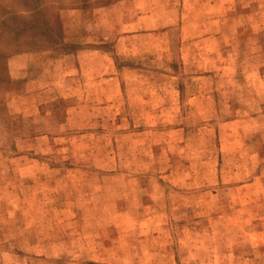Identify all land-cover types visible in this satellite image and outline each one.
Here are the masks:
<instances>
[{
    "label": "rangeland",
    "instance_id": "rangeland-1",
    "mask_svg": "<svg viewBox=\"0 0 264 264\" xmlns=\"http://www.w3.org/2000/svg\"><path fill=\"white\" fill-rule=\"evenodd\" d=\"M226 1L228 41L264 50V0ZM210 2L0 0V264H264L263 60L196 41ZM88 43L115 61L111 99L81 94Z\"/></svg>",
    "mask_w": 264,
    "mask_h": 264
},
{
    "label": "crops",
    "instance_id": "crops-1",
    "mask_svg": "<svg viewBox=\"0 0 264 264\" xmlns=\"http://www.w3.org/2000/svg\"><path fill=\"white\" fill-rule=\"evenodd\" d=\"M226 4H227V1L226 0H213V3H209V5H212V7H214V10L217 9V11H220L219 14H214L212 16L213 21H209V23L211 25H215L212 29H211V26H209L208 28H206V31H211V32H214V33H208V36L207 37H203L202 39H197L196 41L201 42L203 47L204 48H208V50L214 54L212 56H217L216 57V60H219V55L218 54H225V55H231L233 57H231L232 61L235 62L236 64H240L242 61H243V58H261L262 57V60L263 62L261 63V66L264 65V50H254V49H250V47H248L249 49L247 50V54L246 56H243V52L239 51L238 52V48H240L243 44V39H235L234 41L232 42H229L228 41V38H227V30H230V24L227 22V19L224 15V17H220V14L221 13H224L226 11ZM184 5V4H183ZM186 8V7H185ZM113 10L110 6H107V7H98V8H92L90 10H88L89 12L91 13H94V14H105V13H109V14H113L112 12H109ZM140 11V10H139ZM138 14V21H143L144 23L149 24V21L152 20V15L151 14H148V13H140L139 15V12L137 13ZM161 16L159 17H156L154 18L155 21H158L159 24L158 25H170V24H173L175 21L172 20V21H166L164 22L163 24V21L161 20ZM176 18L179 19L178 16H176ZM211 18V17H210ZM91 20V21H90ZM106 20H109V22H105ZM131 19H129L130 21ZM148 20V21H147ZM86 29H92L94 26H101V25H114V20L109 17H107L105 20L103 18H101L100 20H98V18L96 19H88L86 20ZM136 21H131V23H135ZM181 24H182V30L183 32L186 31V29H197V26L199 25L198 23H196V20H191V19H185L184 17L181 18ZM157 27V26H155ZM159 27V26H158ZM193 27V28H192ZM237 27V26H236ZM149 29V26H142L141 27V31L142 30H145V32ZM140 31V32H141ZM146 34V33H144ZM196 34H192L191 37H195ZM190 36H186L184 34V38L182 40L183 43H185V41H188L190 39H188ZM82 49H79L78 53L76 54V62H77V70H78V74L80 75L79 78L80 80L82 81V79H86L88 82L85 83V84H88V86H85V89L86 90H82L81 91V94H86V95H107L108 96V99H111V97L109 98L110 94L113 92V88L115 89V86H117V81H119V77L118 75H116V71H115V67H116V64H115V61L114 59H112L109 55H108V52L107 51H104L102 49H99L98 48V45L94 44V43H88V44H85V45H82ZM228 46H230V48H234V52L233 54H226L225 53V49L228 48ZM248 46H250L248 44ZM85 47H89V48H86L84 49ZM217 54V55H215ZM35 57V56H34ZM43 58V57H42ZM36 59V58H35ZM65 59H62L60 62H63L65 63ZM224 61H226L224 63V65H221L219 67V69H223L224 71H226L227 69H231V66L228 67L226 64H227V57H224ZM62 65V64H61ZM59 66L58 69L56 70V73H67L66 71V68L65 67H62V66ZM55 67V66H54ZM126 68L123 67V70ZM130 68H136V67H130ZM214 68H209V70H212ZM236 70L240 72L239 70V65L238 67H236ZM237 71L234 72V76H237ZM227 76H229V72H227ZM238 73V74H239ZM65 78H66V74H64ZM104 82H106L105 84H102ZM111 84H113L111 86ZM83 86V84L81 85ZM91 88V90H87ZM177 90V96L178 98H181L182 96V91L179 87L176 88ZM213 93L210 92V94L208 93V96L212 95ZM203 96H206V93H204ZM91 101H93L94 99L93 98H90ZM217 98L213 97L212 98V101H216ZM100 100V98H99ZM98 100V101H99ZM101 101V100H100ZM94 102V101H93ZM93 102H92V106H93ZM179 102V101H178ZM95 104V102H94ZM203 104V103H202ZM209 107H207L205 104H203L202 106H198V109L200 110H204V109H207ZM213 107L210 106V109H212ZM243 119L241 118H233V119H230L227 123V125H231V123H239L240 121H242ZM235 130H237V128H233ZM222 141L224 142L225 140L222 139ZM230 141H236V139H232ZM224 149V147L222 148ZM224 151V150H222ZM229 153L228 151H226V156L225 157H228L229 156ZM237 154V150L234 152V155ZM225 155V154H224ZM241 156H243V154H240ZM254 155H257V154H254ZM240 156V157H241Z\"/></svg>",
    "mask_w": 264,
    "mask_h": 264
}]
</instances>
